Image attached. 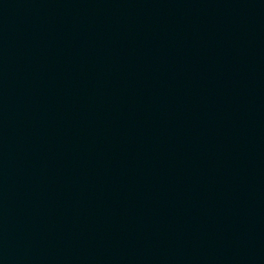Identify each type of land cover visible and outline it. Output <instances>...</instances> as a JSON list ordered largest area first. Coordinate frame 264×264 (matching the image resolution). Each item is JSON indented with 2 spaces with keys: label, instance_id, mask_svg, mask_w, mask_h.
I'll return each instance as SVG.
<instances>
[{
  "label": "water",
  "instance_id": "water-1",
  "mask_svg": "<svg viewBox=\"0 0 264 264\" xmlns=\"http://www.w3.org/2000/svg\"><path fill=\"white\" fill-rule=\"evenodd\" d=\"M0 264H104L67 125L22 0H0Z\"/></svg>",
  "mask_w": 264,
  "mask_h": 264
}]
</instances>
